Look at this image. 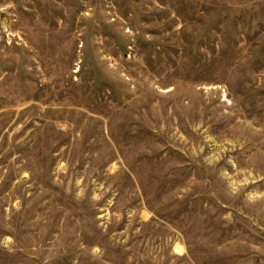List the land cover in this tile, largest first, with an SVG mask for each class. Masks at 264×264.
<instances>
[{
    "label": "rangeland",
    "instance_id": "rangeland-1",
    "mask_svg": "<svg viewBox=\"0 0 264 264\" xmlns=\"http://www.w3.org/2000/svg\"><path fill=\"white\" fill-rule=\"evenodd\" d=\"M0 264H264V0H0Z\"/></svg>",
    "mask_w": 264,
    "mask_h": 264
}]
</instances>
